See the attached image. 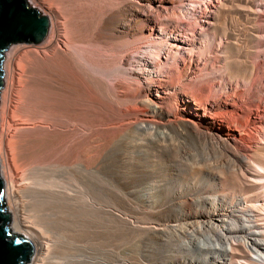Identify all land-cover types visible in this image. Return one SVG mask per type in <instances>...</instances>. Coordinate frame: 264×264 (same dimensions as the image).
Returning <instances> with one entry per match:
<instances>
[{"label": "bare ground", "instance_id": "1", "mask_svg": "<svg viewBox=\"0 0 264 264\" xmlns=\"http://www.w3.org/2000/svg\"><path fill=\"white\" fill-rule=\"evenodd\" d=\"M234 1L236 0H209L211 7L208 8V13H206L207 17L206 20H204L205 25H201V29L212 40H214L216 37H222L224 40L223 52L227 61L226 73L229 76V80L232 81L234 79H242L245 83H248L251 80L254 66L250 62L241 61L242 59L239 60L240 57L238 53L240 52L239 50L241 45H239L237 42V36L239 31L244 33L246 37L247 35L249 36V31L247 30L250 29L246 30L236 26L234 17L231 15L232 4ZM238 1L241 2V8H249L244 12V18H249L248 20H250L251 18L256 17L254 10H250L253 0ZM175 3V0H129L126 2L124 0L123 4L121 3L122 5L120 4L121 6H118L119 8L117 7L118 9L115 8V10L112 11L108 9L110 12H107L108 15H106L105 18L103 17L104 20L102 19L103 26L101 25L102 22L99 25L102 26V29L109 28L112 33L116 32V34L117 32H124L128 35L132 33L145 34L147 31H149L153 36L161 34V37H167L166 39H168V43H170V41H176L180 43L183 42L182 34L173 32L175 30L171 29H169L171 32L169 31L170 33L168 34V32H166L168 31L166 30L168 28L166 25L168 22L166 23V21L164 22L163 20V17H165L166 14H171V16L174 13L175 15L177 14L176 12H178L179 9L177 7L174 9ZM105 7L106 6L104 5V8ZM182 9L179 11L182 12ZM174 10H176V12ZM257 10L256 12H258ZM260 10V15L263 16L264 11ZM184 12L187 13L189 10L187 11L186 9ZM185 13H183V15ZM47 16L49 17L48 30H51L54 26L52 24L53 20L49 15ZM154 16L156 17L154 18ZM132 22H134L136 25L131 26ZM58 31L59 30L57 29L55 37L51 39L47 45V48L57 47V45L60 47V33ZM184 33V36H186L188 35L189 31H184ZM165 44L167 45V43L161 44L160 48L157 46L159 48V52L164 49ZM151 56L152 55L149 56L144 53V56L140 57V63L135 64L136 66L133 65L130 68L129 73L130 75L135 76L143 81V83L140 82V87L137 89V94L140 97V100L139 102H136V104L138 103V105L140 104L144 107L146 106L149 108V111L159 115L160 119L154 123H149V119L144 120L145 118H143V120L138 123L134 120V122H136L138 131H140V129H147L148 127L151 129L149 131L150 133L152 132V129H155L154 131H157L159 128L162 130L164 129L163 131H157L159 133H157V135H155L156 132H154L155 138L152 136L150 137L152 140H149L151 143L153 141L154 146L159 149V155L166 151V147H160L161 140L163 142L165 141L164 144L167 141L165 144V146H167L168 141H170L171 144L174 141L176 144L174 137H185L182 138L185 139L183 141H185L184 143H186V148H189V150L183 148L185 149L186 153L180 152L179 154H186L187 156L185 155V157H187V159L185 160L190 161L192 165H194V162L197 163L198 161H202L201 164L203 163L205 165V170L202 169V171H205L206 173L209 172V174H213L214 172L212 176H214L215 179H218L217 181L212 182L214 186H225L226 188L230 187L232 200L235 201L229 205H227L228 202L225 205H218L216 199H212L214 205H166L167 202L165 205H155L156 203L154 205H142L148 201L149 195L146 193H141L139 194V198H137V200H142L144 203L136 205L137 207H132L136 211L128 206L129 209H131L130 212L133 213L134 216H131L130 213L127 217H125L122 208L123 210H127L125 208L126 205H116L123 195L122 193L120 194L118 188L116 187V184L118 183V172L114 169V162L102 155L96 158L92 156L94 159L90 158V155L87 153L92 148L93 142H89V140L86 138L82 140L78 139L79 141L75 138L74 141V138H71V131H67L69 129H67L66 124L65 127L67 132L58 129L55 130V127H52V130L55 131L54 133L63 131V133L65 132L64 134L68 135L64 136L63 133V135H61L60 132L59 134L63 137V139L71 136L70 139L72 140V142L69 143H60L58 145L60 147L53 145L58 147L57 151L60 150V153L54 150L57 152L54 154L57 155L59 153V157H54L53 154H51V150V153L49 152V156L51 154L54 159L50 157L52 159L46 158L47 160H45L43 157L44 160H39V164L35 159V162L31 161L33 158L29 157L27 151L28 149L26 148L27 150L25 151L26 140L17 132L16 133L18 135L15 133L16 130L21 131L22 129L24 130L29 126L28 124V126L22 125V121L19 122L21 123L19 124V120L16 121V116L18 119H23L19 116L25 115L26 117L30 116L28 118H31V115L29 114V111L25 110V108L22 109L17 104L18 102H16V84L18 83L17 80L19 77L16 75L14 61L11 59L9 61H5L4 65H2L4 69L2 77L4 84L0 89V175L3 180V197L4 200L7 201L6 203H8L7 209L10 212L9 223L12 224L10 229L12 232L19 233L23 236L25 235V237L30 239L33 244V250L25 264H264V204L252 205L251 202L255 200L254 198L250 199L248 196L243 197V195H241L243 187L246 186L250 189L260 188L261 192H264V144L260 145L256 143L253 145V149H255L254 152L257 153L261 159H258L259 161L257 162H255L254 159L253 161H250L252 158H248V154L243 147V145L246 143L238 136L239 132L245 134L247 133L245 119L254 114V109L249 105L250 103L244 99L243 92H241L239 89L238 91L234 87L232 88L230 94L226 92L228 95H225L224 98L213 102L210 104V106H207L204 109L199 107L197 100L194 99V101H191V99H187V102L185 103L186 107L188 108L180 111V108L174 107L172 105V99L177 96L176 94L178 92H180L177 85L172 86L170 85L171 83L169 84L164 78H160L159 81H161L163 89L157 90V93H155L156 90L154 89V85L148 84L149 82L144 84L143 78L145 79L153 71L152 68L154 67L155 60H153ZM173 84H175V82ZM144 96L147 97L144 98ZM178 96H180L181 99H186L183 97L184 95L182 92H180V94L178 93ZM121 104L122 103H120V105ZM220 104L227 108V113H225V122L227 124L225 126L217 121V116H215L216 114L214 115L212 113V108L214 106H219ZM192 105L194 107H192ZM126 107L128 108V105H126ZM194 108H196L195 111ZM138 110L140 111V109ZM132 111H134V109ZM179 111L180 114L186 113V115L181 114L179 117L176 116ZM259 111H257L258 114L254 117V119H252V121L253 124L255 123L261 128L264 124V118ZM130 113H125L127 118H129L128 115ZM120 114L124 115L122 114V111ZM61 115L63 116V114ZM142 115H145V113ZM50 121L53 120L50 119ZM130 123L131 122L129 121V124ZM52 124L54 126L57 124L60 125V122L56 123L55 120V123ZM128 127L130 126H127V128ZM204 127H206L207 130H204ZM147 130H149V128ZM147 130L144 132L146 135L149 134ZM256 131L258 130L256 129ZM28 132L29 130H27L26 133ZM49 132L52 133L51 130H49ZM140 132L138 133L139 135ZM74 134L75 133H73V135ZM55 136L58 137L57 135ZM148 136H145L144 138ZM58 138L61 137L59 136ZM55 140L59 142L60 139L58 140L56 138ZM179 141L181 140L179 139ZM179 141H177V143ZM58 142L56 143L58 144ZM194 142H197L199 146L196 144L193 146L192 144H194ZM135 143L136 141L134 144ZM142 143L146 142L142 141ZM147 143L149 144L150 142ZM139 144L141 145V143ZM142 145L144 146V144ZM180 145L183 144L181 143ZM42 146L44 145L42 144ZM171 146V150L175 146V148H177V144L172 148ZM50 147H52V145ZM47 149H49V147ZM135 149H137V147ZM139 150L141 152L143 151L142 149ZM149 150L150 149H148V151ZM171 150L170 152L173 154V150L175 149L173 148V150ZM212 150L216 153L220 152L226 154L227 152L229 155H226V163L222 165L217 163L219 164L217 166L215 164L213 165V160H210L212 158L209 159V156L211 157L213 155L210 153ZM47 151L48 150H46V152ZM192 151L194 152L192 153ZM46 152L43 153V155L45 154L47 157L48 154ZM152 152L150 153L149 151L148 153L152 154ZM139 154L141 155V153ZM171 154L169 153V155ZM207 154L209 155L208 157L206 156ZM221 156L222 154L220 157ZM175 157L176 156L174 155V159ZM220 157L217 156V158L221 159ZM138 158H140V156H138ZM170 158L171 157L169 156V159ZM255 158L257 157L255 156ZM164 159H167V157ZM177 159H180V157H177ZM177 159H175L176 163H171L170 166H166L168 167L166 170L172 174V177L176 175L180 177L185 167L179 163L180 160L177 162ZM41 161L44 162L41 164ZM166 161L167 160H165V162ZM182 161L183 160H181V163L184 162ZM209 161H211V164ZM190 162H185V164L187 165ZM238 162L239 168H235L237 165L236 163ZM164 165L165 163L163 166ZM196 166H194V168H196ZM199 166L200 165L198 162L197 167ZM252 166H254V168ZM195 170L198 171L197 168L191 171ZM238 170L242 172V175L240 176L242 179H244L243 181L238 180L237 177L233 176L235 175L234 173L239 172ZM200 173L202 172H199V174ZM227 173H233V175L228 176L229 174L227 175ZM182 176L184 175L182 174ZM158 183L156 182V184ZM165 191H167V189ZM178 191L181 190L179 189ZM204 191L202 194H204ZM230 191L228 190L227 193ZM220 196L221 195H218L217 197ZM249 201L251 205L248 203ZM109 203L113 205H110ZM130 217H132V219Z\"/></svg>", "mask_w": 264, "mask_h": 264}, {"label": "rangeland", "instance_id": "2", "mask_svg": "<svg viewBox=\"0 0 264 264\" xmlns=\"http://www.w3.org/2000/svg\"><path fill=\"white\" fill-rule=\"evenodd\" d=\"M27 1L31 6H34L35 8H37L41 13L49 15L51 19L53 20L52 24L54 26L52 25L53 26L52 29L48 30V33L46 35L47 38L45 37L39 43L17 42L16 44L7 48L5 50L4 57L2 59V65H4L5 61H9L11 59L14 61L16 75L19 77V79L17 77L18 79L17 82L19 84L16 82L17 83L16 84L17 85V97H16L17 101L16 102H18L17 104L22 109L25 108V110L29 111V114L31 115V118H28L30 116L26 117L25 115L19 116L25 120L21 118L18 119V117L16 116L17 118L16 121L19 120L18 123L22 121L21 122L23 123L22 125H25V126L29 125V126L24 130L22 129L21 131L20 130L15 131V133L17 132L18 134H20V136H22L26 140L25 141V144H26L25 151L28 149L27 151H28L29 157L33 158L32 160L30 158L31 161H34L35 159L36 162L38 163L39 160L41 159L44 160V158L45 160H47L46 158L48 159H52V158L54 159V157L58 158L59 153H60V150H59L60 148L58 149L59 151H57V148L60 147L58 145L60 143L63 144V142L64 143L72 142V140L70 139L71 136H72L71 137L72 139L74 138V141H75V138L76 140L78 139L82 140L84 138L88 139L89 142L91 143L93 142L92 148L91 149L89 148L90 150L87 153L88 155H90V158H93V157L96 158L102 155L108 158L109 160H111L112 162H114L113 163L115 165L114 169L118 172V183H117L118 185L116 184V187L118 188L120 194L122 193L123 195L119 199L116 205H126L127 206V207L125 206L127 210L125 209L123 210L122 208V211L124 212L125 217H127L128 214L131 213L130 212L131 209H134L132 207H137L136 205H140L141 203H144V201L142 200L140 201L139 199L137 200V198H139L138 197L139 194L141 193L142 194L146 193L149 195L148 201L142 205H154L155 203H156L155 205H165L166 202H167L166 205H182V204L184 205H214L213 200L215 199H216V202H218V205H225L227 202H228L227 205H229L235 201V200H232V197H231L232 194H230L231 193L230 187H228L229 188L228 189L225 186H221V187L214 186L212 182L217 181L218 179H215V177L212 176L214 172L213 174L212 173L209 174V172L206 173L205 171H202V169L205 170V165L202 163L204 165L203 167V165L201 164L202 161H198L200 165L199 167L201 168V171H200V168L197 167L198 162L197 163L194 162L193 163L194 165H192L190 161L185 160L187 159V157H185L186 154L184 155L183 153H181L182 155L179 154L180 152L186 153L185 149L189 150V148H186V143H184L185 141H183L185 140L183 139L185 137L183 136L174 137L175 138L174 140L177 144V148H175L176 146L173 147L174 145H176L174 141L172 143L173 145L171 144L170 141H168L167 146H165L167 141L164 144L165 141L163 142L161 140L160 144L162 146L160 145V147L161 148L166 147V151L162 152V154L159 155V152H158L159 149H157L156 146H154L153 141L151 143V141L149 140H152V138H150L152 136L153 138H155L154 132H156L155 135H157L159 131H163L164 129L163 130L161 128H159L158 130L156 129L158 132L154 131L155 129H152V132H153V133L151 132L152 135L149 132L151 130L150 127H148L149 130H147L148 128L143 129V130L140 129V131L143 134L140 131H138L136 122H134V120L137 121L138 123L142 121L143 118H145L144 120L149 119L150 121V122L148 121L149 123H152V122L154 123V122L159 121L160 117L154 112L149 111V108H147L146 106L144 107L143 105H140V104L138 105V103L136 104V102H139L140 100V97L137 94V89L138 87H140V82L143 83V81H141V79L135 76L130 75L129 70L133 65L136 66L135 64L140 63V57L144 56V53L149 56L152 55L151 58L155 60L154 67H153L154 69L152 68L153 71L152 73L149 74V76H147L145 79L143 78L144 84L149 82L148 84L154 85V89L156 90L155 93H157V90L163 89L162 83L161 81H159L160 78H164L169 84L171 83L170 85L172 86L177 85L179 91L183 93L184 95L183 97L186 98V99H181V97L178 96V93L180 94V92H178L176 94L177 96L172 99V105L174 107L180 108V111L185 108H188L186 107V103H185L187 102V99L188 100L191 99V101H194V99L197 100L199 107H202L204 109L205 107L210 106V104H212L213 102L218 101L221 98H224L225 95L230 94L232 88L235 87L237 90L239 89L241 92H243L244 99L248 103H250L249 105L254 109V114L250 116L251 118L247 117L245 119L246 120L245 126L247 128V133L246 134L240 133V132L239 133L237 132V133H238V136L241 138V140H243L246 143L244 144L245 146L243 145V147L245 148V151L248 154L247 155L248 158L249 159L252 158L250 159V161H253V159L255 162L259 161L261 158L257 153L254 152L255 149H253L254 148L253 145H255L256 143L260 145L264 144L263 142L264 141V135H263L264 134V131H263L264 124L260 128V126H258L257 124L255 123L253 124L252 119H254V117L258 114L257 111L259 110H260L259 112L264 118V17H263L264 14L262 16L260 15V12H259L260 9L264 11V0H259V1L253 0V4L250 7L251 8L250 10L252 11L254 10V12L256 13L255 14L256 17H253L250 20H248L249 18L247 19L244 18V12L247 11L249 8L247 7L245 9H243L244 7L241 8L240 1L238 0L234 1L232 4V9H231L232 10L231 15H233L234 17V22H236V26L244 28L246 30L250 29V30H247L249 31V36L247 35L246 37L244 33H241L240 31L238 32L239 34L237 36V42L239 45H241L240 50H239L240 52L238 53L240 57L239 60L242 59L241 61L250 62L254 66L253 73L251 75V80L248 83H245L242 79H237V80L234 79L232 81L229 80V76L226 73L227 72V68H226L227 61H226V58L224 57V52H223L224 51V48H223L224 40L222 39V37H216L214 40H212L201 29L202 28L201 25H205L204 20H206V17H207L206 13H208L207 12L208 8L211 7L209 0H202V1L201 0L199 1L198 0H175L176 3L174 4V9L175 7H177L181 11L183 7L184 9V10L182 9L183 13H185L184 11L186 9L187 11L189 10V12L183 15V13L177 9L178 12H176V10L174 11L178 15L177 14L175 15V13L172 16L171 14L169 15L166 14L165 17H163L164 22L165 21L166 23L168 22V24H166L168 26V28L166 29L168 30L166 31L168 32V34L171 32V30H175L173 32L182 34L183 42L179 43L176 41H170L171 44L168 43V39H166L167 37H161V34L153 36L149 31H147L145 34L132 33L128 35L124 32H117V34L116 32L112 33V31L109 28L102 29L101 27L103 26V21H102L103 17L105 18L106 15H108L110 11L115 10V8L118 9L119 8L118 6H121L124 0L122 1L121 0H109V1L108 0H69V3H68V0H65V1L64 0H56V1L55 0H27ZM126 1H129V0H125V2ZM205 4L208 6H206ZM104 5L106 6L105 8H104ZM198 6L201 8H199ZM104 9H106L107 11ZM256 10L258 12H256ZM192 11H193V14H192ZM155 17L156 16H154V18ZM166 17H169V18H166ZM176 18L179 20H177ZM101 22H102L101 24L102 26L99 25ZM135 25L136 24L134 22L131 23V26H135ZM57 29L59 30L58 32L60 33L59 34L60 42H61V43L59 42L60 47H58L59 45H57V47H50L53 49L47 48V45L49 44L51 39L55 37ZM184 31L185 32L189 31L188 35L184 36L185 35ZM163 43H167V45L165 44L164 49H162V51L159 52L160 45ZM174 82L175 84H173ZM82 86L83 87L85 86V87L83 88ZM147 96H144V98H146ZM120 103L122 104L120 105ZM126 105H128V108L126 107ZM192 107L194 106L192 105ZM133 109L134 111H132ZM138 109H140V111ZM195 110L196 108H194V111ZM121 111H122V114L124 115L120 114ZM180 111L176 116L179 117L181 114L186 115V113L180 114ZM32 113H33V116H32ZM125 113L131 114V115L129 114L130 116L127 114L129 118H127ZM132 113L134 114L137 113V114L134 115ZM144 113L145 115H142ZM212 113L214 115L216 114L215 115L217 116L216 120L219 121L221 124H223V126L227 124L225 122V117H226L225 113H227V108H225L222 104H220L219 106H214L212 108ZM61 114H63V116ZM50 119L53 121H50ZM55 120H56V123L60 122V125L57 124L58 126L57 125L54 126L52 123H55ZM129 121L131 122L130 124H129ZM65 124L67 126V129H69L67 131H71L72 133L70 137H67L68 139L67 138L63 139V137L61 136L65 132H67ZM49 125L51 126V129ZM127 126H130V127L127 128ZM29 127L30 128L32 127L31 130ZM52 127L53 128L55 127V130L58 129V130H63L65 132L63 133V131L62 132L60 131L61 135L59 134L60 132L54 133L55 131L52 130L53 129ZM132 127L134 128V130ZM47 128L51 130L52 133L49 132ZM43 129L46 131H44ZM256 129L258 131H256ZM27 130H29V132L31 131L30 134L32 135V137L29 134V132L26 133ZM146 130L149 133L147 134L150 136L146 135V133L144 134ZM204 130H207V128L204 127ZM19 132H21L23 135ZM139 132H140V135L138 134ZM73 133L75 134L73 135ZM50 134H53V135H50ZM247 134H250V135H247ZM55 135H57L58 137L60 136L61 138H58ZM65 135L67 134H64V136ZM144 135L148 136L146 137L147 139L144 138L145 137ZM139 137H141L142 139ZM56 138L58 140L60 139L59 142L55 140ZM262 138H263V141H262ZM179 139L182 142L179 141ZM176 140L179 141L180 143L179 142L177 143ZM135 141H136L135 144H137L139 147L134 144ZM142 141L143 142L145 141L146 143L147 142H150V143L146 144V143H142ZM56 142H58V144ZM139 143H141V145ZM181 143L183 145H180ZM30 144H32L33 146ZM42 144L44 146H42ZM142 144H144V146ZM195 144L199 146L197 142H194V144L192 145L194 146ZM51 145L53 149L52 147H50ZM53 145H57L58 147L53 146ZM169 145L170 146L172 145L171 148L173 147L176 150L175 152V150H173L172 148L173 154L175 153L174 155L176 156L175 159H177V157L178 158L180 157V159H177V162L178 160H180L179 163L185 166V167L183 166L184 170L182 171L180 177H178L177 175L172 177V174L168 170H166L168 169V167L166 166H170L171 163L172 164L176 163V160L174 159V155L171 154L170 152L171 149ZM152 146L155 148H153ZM179 146H181L182 148ZM48 147L50 150L47 149ZM136 147L137 149H135ZM139 149H142L143 151L141 152ZM148 149H150L149 150L150 153L153 151L152 154L148 153L149 152ZM46 150L48 151L46 152ZM54 150H56L59 153L57 155L54 154L56 152ZM155 151H156V155H155ZM45 152L48 154L47 157L45 154L43 155V153ZM49 152L53 154L54 157L51 154L49 156ZM193 152L194 151H192V153ZM139 153H141V155ZM169 153L171 155H169ZM210 153L213 154L211 157L208 154L206 156L207 157L209 156V159L212 158L210 160L211 161L213 160L212 161L213 165L215 164L217 166L219 164L222 165L226 163L225 159H226V155L228 154L227 152L226 154L220 153V152L216 153L215 151L213 152L212 150L210 151ZM215 154L219 157L222 154V156L220 157L221 159L217 158ZM33 155L34 157H37V158H34ZM138 156H140V158H138ZM165 156L167 157V159H164L166 158ZM169 156L171 157L170 159H169ZM255 156L257 158H255ZM222 157L224 160L222 159ZM159 160H160V163H159ZM165 160L167 161L165 162ZM181 160L184 161V162L182 161L184 164L181 163ZM214 160H216L217 162ZM211 161H209V163ZM42 162L44 161H41L40 163L42 164ZM185 162L186 163L190 162V163L186 165ZM164 163L165 165L163 166ZM189 164H190V167H189ZM236 164L237 165L235 168L239 166V162ZM191 166L193 169L191 168ZM194 166H196L198 171L197 170L191 171V170L196 169L194 168ZM186 167L187 168L189 167V168L187 169ZM252 167L254 168V166ZM199 172H202V173L199 174ZM241 173L242 172L239 171L237 173H234L235 175H233V173L232 174L227 173V175L228 174H229L228 176L233 175L237 177L238 180L243 181L244 179H242L240 176L242 175ZM182 174L184 176H182ZM192 174L194 177L192 176ZM158 176L159 177L161 176V177L159 178ZM156 182L157 183L159 182V183L156 184ZM166 189L167 191L168 190L169 191L168 192L165 191ZM179 189L181 191H178ZM228 190L230 192L227 193ZM203 191H204V194H202ZM241 192L243 193V194L241 193L243 197L248 196V198L250 199L252 198L255 199L251 202L252 205H259V204L263 205L264 204V196H263L264 192H261L260 188L250 189L246 186V187H243V190ZM226 193L229 195H227ZM127 194H130V195H127ZM218 195H221V196L217 197ZM182 201H185V202H182ZM6 202L7 201H5V205L8 208V203ZM248 203L250 204V201ZM109 204L113 205L111 203ZM128 206L131 209H129ZM130 215L134 216L133 213H131ZM130 218L132 219V217ZM9 224L12 227V224L11 223Z\"/></svg>", "mask_w": 264, "mask_h": 264}, {"label": "water", "instance_id": "3", "mask_svg": "<svg viewBox=\"0 0 264 264\" xmlns=\"http://www.w3.org/2000/svg\"><path fill=\"white\" fill-rule=\"evenodd\" d=\"M48 28L49 17L27 0H0V89L4 84L2 59L5 50L17 42H41ZM3 196L0 175V264H25L33 244L27 237L11 231L10 212Z\"/></svg>", "mask_w": 264, "mask_h": 264}]
</instances>
